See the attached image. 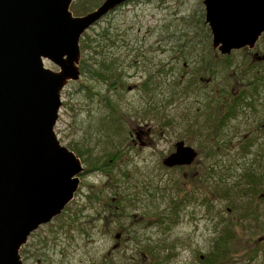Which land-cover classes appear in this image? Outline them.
Returning <instances> with one entry per match:
<instances>
[{
    "label": "rangeland",
    "instance_id": "1",
    "mask_svg": "<svg viewBox=\"0 0 264 264\" xmlns=\"http://www.w3.org/2000/svg\"><path fill=\"white\" fill-rule=\"evenodd\" d=\"M104 1L76 0L71 11ZM205 15L204 0H133L83 34L81 78L62 92L55 132L85 172L63 213L20 251L24 264H264V171L247 168L258 145L240 158L231 147L235 168L218 172L207 119L227 96L218 87L254 86L264 98V63L252 65L249 49L214 50ZM258 47L264 55V36ZM202 78L212 89L192 87ZM179 141L198 157L172 172L163 162Z\"/></svg>",
    "mask_w": 264,
    "mask_h": 264
},
{
    "label": "water",
    "instance_id": "2",
    "mask_svg": "<svg viewBox=\"0 0 264 264\" xmlns=\"http://www.w3.org/2000/svg\"><path fill=\"white\" fill-rule=\"evenodd\" d=\"M75 1L0 0V264H24L30 236L74 199L85 168L55 132L62 92L81 78L83 34L133 0H106L79 17ZM204 5L213 49L224 56L253 49L264 34V0ZM197 157L180 142L163 164L188 166Z\"/></svg>",
    "mask_w": 264,
    "mask_h": 264
},
{
    "label": "flooded vegetation",
    "instance_id": "3",
    "mask_svg": "<svg viewBox=\"0 0 264 264\" xmlns=\"http://www.w3.org/2000/svg\"><path fill=\"white\" fill-rule=\"evenodd\" d=\"M258 44L259 42L253 49L245 48L253 51V54L251 55L252 65H254L255 67H260L264 63V55H261ZM203 71L209 72L207 65L203 67ZM200 83L203 85H199ZM200 83L192 87L196 89H212L210 86V84L212 83L211 78L208 79V81L207 79L205 80L204 78H202L200 79ZM240 85L241 83H239L237 87H233L231 89H225L224 87L216 88L218 90V93H226L227 96L221 99L222 102L216 103L214 114H212L211 112H207V119L209 121L210 127H212L211 132L213 133V136L216 137L215 139H217V141H220V144L214 147V149L216 150V154L219 157L218 160L221 159L216 163V170L222 173L227 171L229 172L233 168H235L234 164L237 162V160L230 154L231 147H238V150L240 151V158L242 156L249 155L250 148L255 146V143L256 145H258V152L257 154H253V158L249 160L247 168L251 170L250 172H254V168L264 171V149L262 150L264 144H259L260 142L264 141V98L261 94L260 89H257V87L254 88L253 86L252 88L247 89L245 88L246 85H244V87H241ZM209 104L214 105L215 103ZM214 115H216L217 117H215ZM232 122H235L236 124H234L233 129L229 133H227L226 131L228 130V127L232 124ZM142 136H145V134L143 133V131H140L137 132L134 137H131L134 145L137 144V141L135 139L138 138V140H141ZM148 142H143L142 144L140 143L141 147H152L154 145L152 143V140H148ZM180 142H183L186 147H191L184 141H179L175 146H172V152L168 157L176 152L177 145ZM173 148L175 149L174 151ZM230 156L232 162L230 161ZM191 166L192 165L164 167L169 171L174 172L189 169ZM237 166L242 168L239 162L237 163ZM211 171H213V169H211ZM237 184L238 186H240V183ZM247 185L249 188H253V183L248 182ZM256 187L257 186H255L254 188ZM262 198H264V195Z\"/></svg>",
    "mask_w": 264,
    "mask_h": 264
},
{
    "label": "trees",
    "instance_id": "4",
    "mask_svg": "<svg viewBox=\"0 0 264 264\" xmlns=\"http://www.w3.org/2000/svg\"><path fill=\"white\" fill-rule=\"evenodd\" d=\"M82 44H83V43H82ZM82 46H83V49H84V46H86V44H83Z\"/></svg>",
    "mask_w": 264,
    "mask_h": 264
}]
</instances>
